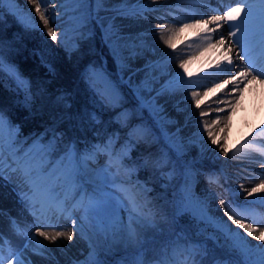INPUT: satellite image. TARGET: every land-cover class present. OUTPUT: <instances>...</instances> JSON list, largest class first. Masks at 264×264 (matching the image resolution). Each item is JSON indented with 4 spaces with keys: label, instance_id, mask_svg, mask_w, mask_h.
<instances>
[{
    "label": "bare ground",
    "instance_id": "6f19581e",
    "mask_svg": "<svg viewBox=\"0 0 264 264\" xmlns=\"http://www.w3.org/2000/svg\"><path fill=\"white\" fill-rule=\"evenodd\" d=\"M149 1L4 0L3 6L13 8L28 24L63 37L84 31L90 16H95L103 32L116 34L105 41L121 61L112 60L113 72L108 76L112 80L118 69L136 70L132 87L138 89L144 108L164 125L166 144L175 145L185 137L201 141L198 157L189 165L193 172L186 188L192 194L199 188L195 197L235 232L251 260L264 264V170L260 168L264 164V72H260L264 59L255 64L264 50H255L264 43V4L221 0L215 8L211 0H199L202 15L181 8L179 16L167 17L171 7L192 5L194 0H152L160 3L156 9L146 8ZM157 12L169 19L155 16ZM147 15H154L147 18L151 27L126 32L138 28ZM195 19L203 24L197 25ZM201 67L208 73L199 71ZM221 68V74H211ZM30 173L24 163L0 148V223H6L0 225V234L8 233V222L23 223L26 227L20 234L30 240L23 254L29 262L34 255L36 264H87L76 225L51 201L66 187L68 177L34 185L36 178ZM37 196L47 202L41 212L33 210L36 221L29 225L24 212L30 214L31 206L39 203H33ZM243 209L256 210L245 213ZM20 261L4 258L0 263L24 264Z\"/></svg>",
    "mask_w": 264,
    "mask_h": 264
},
{
    "label": "rangeland",
    "instance_id": "374dc122",
    "mask_svg": "<svg viewBox=\"0 0 264 264\" xmlns=\"http://www.w3.org/2000/svg\"><path fill=\"white\" fill-rule=\"evenodd\" d=\"M3 2L4 0H0V16H12L23 27L33 29L38 34L42 33L46 35L51 42L58 43V47L68 53L78 48L79 42L86 37V39H94L97 46L100 44L104 45L103 53L109 60L111 71L107 70L105 65H96L92 61L81 69L78 74L80 79L90 85L92 91L95 92L103 105L116 113V119H118L123 130H126V133H128V138L139 141L143 150L148 151L152 147L150 149L152 151L150 156L151 159H158L156 161L159 164L158 166H164L165 164H169L172 167L175 166L173 173L175 177L181 179L176 190L175 209H179V206L182 205L187 210L201 215L203 219L210 221L212 227L219 229L223 235H227L231 242L230 247L234 248L245 264H259L256 260L249 258L246 245L238 239L235 232L219 219H216L211 211L202 205L201 200L196 198L200 192L199 188H196L193 192L194 194H192L185 186L186 181L191 177V173L193 172L189 170V165L197 159L198 156L196 155L200 149L201 141L184 136V139L177 141V145L166 144L162 132L164 125L162 126L157 121V118L152 115L150 109L144 108L141 100L137 97L138 89L132 87L134 71L131 74H127L126 72L129 69L125 71L118 69L115 79H110L109 74L113 72L112 62L114 61L117 64L121 60L107 46L105 32L95 22V19L90 16V21L94 22L95 29L88 26L87 22L89 21H86L84 22V31L78 32L75 36L69 35L63 37L44 31L37 25L28 24L24 17L17 14L13 8L4 7ZM201 12H203L202 9ZM196 20L199 21L197 23L203 24V21L200 19ZM209 45H212V43L210 42ZM13 75V80L16 81L18 78L15 74ZM116 82L124 84L123 87L119 88ZM123 91L126 92L127 100L136 102L140 108H143V113L150 120V125H141V122H135L133 127L125 126V120L129 116V112L126 108L117 109L116 107L121 96L120 93H124ZM136 121L139 122V120ZM171 130H175V128ZM152 136L154 137L153 139ZM186 143L196 145L194 154L189 150L188 144L185 146ZM0 148L6 150L11 159L17 158L19 164H25L26 169L31 171L30 175H34V178H36L34 185H46V181L49 182L55 178L56 180H60L59 178L68 177L66 187L59 192L55 203L60 206L63 214L69 215L76 225L80 243L86 247L87 264H104V256H111L113 252L112 247L116 248V246L122 247L120 251L125 254L112 260L110 264H149L148 259H145L146 257L140 251L148 240H151V244L147 245L146 249L151 250L153 248V250L150 252L147 250L145 254L149 253V258L155 257L156 260H160V264H230L233 261L231 259L233 257L229 253L223 254L219 252L221 251L220 239L215 233L204 232L201 236L190 238L187 232L181 228H177L169 220V217L166 222H163L165 220L163 216H157L155 220L160 224H167L169 222L173 227V232L169 231V226H167L168 229L166 231H163L161 226L154 225L155 220L152 218L150 220L138 218L137 214L143 210L142 199L135 192L133 183L129 181L121 182L122 180L119 179L120 177H126V174L132 171L130 168L131 163L134 161L128 160L127 163L130 164L126 167L123 160V157L127 158L129 148L122 147L113 156H110V152L115 149L112 144H109L110 150L87 157L83 167L75 161L72 151L68 153L63 162L57 159L47 165L49 160H51V157L47 154L48 151H43V147L39 143H34V141L28 142L25 139L19 138L16 132L5 124L1 116ZM167 159L170 161L165 163ZM120 161H122L123 165ZM132 164L137 167L141 165L139 163ZM14 166L11 168H14ZM20 166L22 167V165ZM78 170L82 172L81 177H84L83 180H85L86 185L76 177ZM166 174L167 172L160 175L165 177ZM254 210L256 209H243L242 211L249 213V211ZM173 217V215H170L171 220ZM226 217L232 222H241L233 219L231 216ZM127 222H129L128 225L130 223L132 225L127 226ZM246 224L251 226L249 222ZM145 236L148 239H145ZM152 236L159 237L154 238ZM162 236H165V238H160ZM246 236L249 237V235ZM199 239L204 240L200 242L198 241ZM41 240L43 241L44 239ZM145 240L147 242L142 244ZM43 242V244H46L45 247L50 250V253L56 257L55 250L45 240ZM135 246V252L138 251L136 254L132 251V248ZM234 260L237 261L239 259L234 258ZM35 262L36 259L33 255L29 263L36 264ZM236 263L241 264L240 261ZM0 264L4 263L1 262Z\"/></svg>",
    "mask_w": 264,
    "mask_h": 264
},
{
    "label": "trees",
    "instance_id": "16d2710c",
    "mask_svg": "<svg viewBox=\"0 0 264 264\" xmlns=\"http://www.w3.org/2000/svg\"><path fill=\"white\" fill-rule=\"evenodd\" d=\"M87 25L95 29L93 21L87 22ZM103 48L104 45L97 46L94 39L84 38L79 42L78 48L68 53L61 50L58 43L51 42L46 35L23 27L12 16H0V116L5 124L19 138L41 144L43 151H48L47 154L51 157L47 165L57 159L63 162L72 151L75 161L83 167L87 157L110 150L109 144L115 149L110 152V156L122 147L129 148L127 158L123 157L126 167L130 164L127 163L128 160L141 165L137 167L131 163V173L119 179L121 182L133 183L135 192L142 199L143 210L137 214L138 218L155 220L157 216H163V222H166L169 217L190 238L201 236L204 232L215 233L220 239L219 252L229 253L233 257L230 264H237L238 261L245 264L234 248L230 247L227 235L212 227L210 221L187 210L185 206L175 209L176 190L181 180L173 173L175 166H158V159L152 160L150 156L152 147L148 151L143 150L139 141L128 138V133L116 119V113L103 105L90 85L80 79L79 72L92 61L96 65H105L111 71ZM13 74L18 78L16 81L13 80ZM116 84L119 88L124 85L118 82ZM120 95L117 109L126 108L129 112L125 126L133 127L135 122L150 125L143 108L136 102L127 100L126 92H121ZM195 146L188 144L193 154ZM169 161L167 159L165 163ZM166 172L165 177L160 175ZM81 174L78 170L76 177L86 185ZM170 215L174 216L172 220ZM128 223L127 226L132 225ZM154 223L161 226L163 231L169 226V231L173 232L169 222L160 224L155 220ZM145 239L148 237L145 236ZM146 242L147 240L142 244ZM149 244L151 240L142 246L141 253L149 264H160V260L149 258V253L145 254ZM112 248V255L104 256V264H110L112 260L125 254L120 251L122 247ZM135 248L136 246L132 251L136 254L138 251L135 252ZM234 258L239 260L235 261Z\"/></svg>",
    "mask_w": 264,
    "mask_h": 264
}]
</instances>
